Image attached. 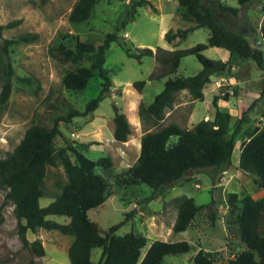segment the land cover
Masks as SVG:
<instances>
[{"label": "rangeland", "instance_id": "obj_1", "mask_svg": "<svg viewBox=\"0 0 264 264\" xmlns=\"http://www.w3.org/2000/svg\"><path fill=\"white\" fill-rule=\"evenodd\" d=\"M75 2L0 0V24L17 20L15 25L2 29L0 39H18L22 34L32 36L30 40L14 42L9 48L13 87L7 102L0 105V156L13 150L30 124L50 126L53 118L64 113L69 105L83 109L86 102L99 92L101 80L96 73L82 90L64 86L62 77L67 69L89 66L91 61L71 64L54 57L52 47L60 40L68 39L69 45H73L75 37H78L99 44L106 33L115 32L119 36L118 41H124L132 48L147 46L155 50L156 46H162L174 49L205 42L210 32L209 28L202 26L190 31L185 39L177 37L168 42L164 38L167 30L193 24L181 16L177 0H149L137 6L133 14L129 13L132 0H97L88 19L72 22L68 15ZM201 2L210 5L222 23L243 33L252 46L264 49L261 33L264 0H250L245 4H239L237 0ZM224 5L236 7V10L223 9ZM118 41H112L105 50L104 68L111 81L109 93L88 114L74 116L68 123L60 121L61 132L54 139L56 147L71 143L90 158H111L109 167L95 168L107 186L105 200L89 209V216L101 233H105L112 224L121 222L117 234L131 230L144 235L147 244L142 255L157 238L171 241L186 239L189 242L187 252L167 254L162 264H196L193 257L200 248L212 253V264H230L229 259L243 249V244L239 240L236 223L240 204L229 206L228 193L237 192L241 197L253 187L252 175L238 170L236 158L249 133L264 126V70L250 58L230 55L225 48L207 47L202 52L211 58L228 60V69L210 76V81L202 87L203 99L193 98L187 88L176 91L172 106L167 107L162 119L154 123L140 117L137 108L140 102L145 105L152 102L167 77L147 80L141 91L136 89L133 82L147 79L156 68L157 61L154 56H144L141 61L128 56ZM201 66L194 54H187L170 77L194 74ZM2 81L0 71V89ZM114 104L125 112L131 126L132 131L124 141L113 136ZM218 105L223 111H231L228 134H233L235 147L230 165L216 172L210 168L192 172L188 179L170 184L162 194L152 199L149 198L152 188L147 184L124 183L122 179L127 175V168L136 162L139 155L140 138L144 132L170 123L191 128L200 119H213ZM171 139L175 140V137ZM65 182V170L58 159L56 163L47 165L40 204L46 205L53 200ZM4 194L5 190L0 188V264H71L68 247L73 237L57 229L39 227L25 232L28 243H24L13 204L4 200ZM190 196L202 207L190 226L174 232L177 206ZM211 211L216 214L214 221L209 216ZM48 218L59 222L69 220L61 214H50ZM261 229L264 233V222ZM35 239L41 241L45 251L43 255L32 250L30 243ZM100 254L101 247L93 248V261L96 262Z\"/></svg>", "mask_w": 264, "mask_h": 264}, {"label": "trees", "instance_id": "obj_2", "mask_svg": "<svg viewBox=\"0 0 264 264\" xmlns=\"http://www.w3.org/2000/svg\"><path fill=\"white\" fill-rule=\"evenodd\" d=\"M45 1V0H42ZM181 8V16L193 22L187 27L176 30L169 29L164 38L171 42L175 38L185 39L195 28L205 26L210 32L205 42H198L189 47L166 49L156 46L132 48L124 41H118L115 32H108L99 44L80 40L75 37L73 45L68 39L60 40L52 47V54L59 60L77 64L90 60V65L75 66L67 69L62 82L67 89L82 90L96 73L101 82L99 92L91 97L83 109L71 105L64 113L56 115L50 126L40 123L30 124L13 150L0 156V188L5 190L4 200L13 204V211L18 220L19 234L24 243H28L25 232L35 231L39 227L57 229L73 237L68 247L71 264H162L167 254L187 252L190 244L186 239L164 240L154 239L142 255L147 244L144 235L127 231L117 234L121 222L109 226L101 233L97 223L91 219L88 210L100 205L105 200L106 182L103 176L95 171L96 166L109 167L112 164L108 156L93 159L82 149L71 143L56 147L55 137L60 134L59 122H70L74 116L86 115L97 108L99 101L110 91V78L104 68L105 50L112 41H118L125 53L138 61L144 56H154L157 66L147 79H137L133 85L142 90L147 80H158L167 77L163 88L154 95L152 102L145 105L140 102L137 113L157 123L162 119L167 107L172 106L175 92L187 88L193 98L203 99L202 87L215 72H224L229 67L228 60L206 56L202 51L210 46L225 48L230 55L237 54L241 58H250L264 70V49L254 47L240 31L222 23L210 5L201 0H177ZM245 4L250 0H237ZM97 0H76L70 9L68 18L72 22H81L89 18ZM149 0H132L129 13L133 14L137 6ZM223 9L236 10V7L224 5ZM17 20L0 24L3 28L15 25ZM264 38V18L261 23ZM31 34H22L17 38L0 39V71L3 81L0 89V105H4L12 91L13 68L9 58L10 45L16 41H26ZM187 54H194L201 63V68L194 74L170 77L177 71L180 60ZM26 80L28 78L22 77ZM217 95L214 97L216 103ZM114 130L116 140L124 141L131 133V126L123 112L113 105ZM229 111L216 109L213 119H200L191 128H183L170 123L157 130L144 132L140 138V151L135 163L127 168L124 183H145L152 188L150 199L162 194L166 188L190 176L182 177L183 172L192 168L193 173L202 168L212 171L224 169L232 163L235 147L233 134L229 135ZM239 126V125H237ZM237 128V127H236ZM175 140H172V137ZM73 157V159H72ZM59 160L65 170L66 182L61 191L46 205H41L44 178L47 165ZM237 166L240 170L253 176L254 181L264 189V126L255 128L248 138L242 142ZM229 206L240 204V212L236 217L239 240L244 248L233 258L230 264H264V195L261 197L245 193L238 197L237 192H229ZM202 207L196 204L192 196L183 199L177 206V215L173 223V231L180 232L191 225L192 220ZM50 214H61L69 217L67 222H59L48 218ZM209 216L215 219V212ZM34 252L44 254L40 240L30 243ZM101 247L98 260L93 261L92 249ZM212 253L200 248L194 255L196 264H212Z\"/></svg>", "mask_w": 264, "mask_h": 264}, {"label": "crops", "instance_id": "obj_3", "mask_svg": "<svg viewBox=\"0 0 264 264\" xmlns=\"http://www.w3.org/2000/svg\"><path fill=\"white\" fill-rule=\"evenodd\" d=\"M217 108L220 109V105H218ZM229 113L231 114V111H229ZM239 152H240V148H239ZM239 152H238V155H237V158H236V161H237L236 163H238ZM238 170H240V169H238ZM252 182H253V187H252L251 191H248L247 193H250V194H252L253 196H256V197L263 196L264 195V189L254 181V178H253ZM242 248H244V246ZM205 250H208V249H205ZM233 257H234V254L232 255L231 258H233ZM230 259H229V261H230Z\"/></svg>", "mask_w": 264, "mask_h": 264}, {"label": "water", "instance_id": "obj_4", "mask_svg": "<svg viewBox=\"0 0 264 264\" xmlns=\"http://www.w3.org/2000/svg\"><path fill=\"white\" fill-rule=\"evenodd\" d=\"M192 172H193V169L188 168L183 172L182 177H186V176L190 175Z\"/></svg>", "mask_w": 264, "mask_h": 264}]
</instances>
